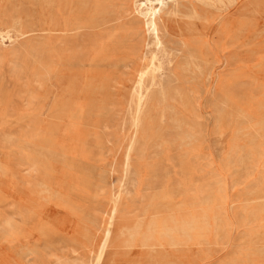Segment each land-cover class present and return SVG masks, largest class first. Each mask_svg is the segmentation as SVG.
<instances>
[{"label": "rangeland", "instance_id": "rangeland-1", "mask_svg": "<svg viewBox=\"0 0 264 264\" xmlns=\"http://www.w3.org/2000/svg\"><path fill=\"white\" fill-rule=\"evenodd\" d=\"M88 2L0 0L24 50L13 62L15 43L1 47L0 264H94L116 206L104 264H264V0H224L226 16L211 19L230 48L215 89L201 87L184 115L182 133L198 124V138L166 129V146L134 151L128 177L132 70L156 50L138 52L145 25L130 30L139 1ZM61 16L84 23L78 42L42 31ZM25 23L41 30L22 35ZM146 244L170 258H150Z\"/></svg>", "mask_w": 264, "mask_h": 264}, {"label": "bare ground", "instance_id": "bare-ground-1", "mask_svg": "<svg viewBox=\"0 0 264 264\" xmlns=\"http://www.w3.org/2000/svg\"><path fill=\"white\" fill-rule=\"evenodd\" d=\"M86 1L88 2V0ZM137 1L140 2L138 7H142L143 11L137 10V15H134V18L131 19L130 30L134 33L135 24L139 23L145 25L147 31L146 34L139 37L143 41V45L140 46L138 52L143 55L145 50L152 47L155 48L156 52L152 54L145 68L135 69L134 67L132 70L134 75L131 80L132 86L127 115L130 119V128L133 130V134L125 156V177H128L131 172L130 162L135 150L139 147L140 149H144V147L146 149L150 144L152 148L157 150L167 145L162 136L166 129L175 133L176 138L183 144L192 143L198 138L200 130L198 124L194 125L195 127L193 126L194 130L182 133V128L186 124L184 115L186 113L193 114L196 111L191 96L197 95L201 87L207 86L215 89L217 83L214 77L215 72L223 61V51L230 48V46L226 48L224 44L216 41L219 33L224 30L223 24H220L213 35L209 33L211 19L226 16L227 7L224 0ZM227 1L233 3L237 0ZM107 23H111L109 17H107ZM83 24L79 22L69 24L66 18L61 16L58 24H55L53 19L51 24L47 25L42 31L47 36H62L63 41L70 38L76 43L80 39V35H75V33L85 28ZM19 26L20 22L14 17V14L10 24L0 22V62L7 57V52L1 48L2 45L7 41L16 42L14 31ZM23 28L22 35L41 30L31 23H25ZM89 29L93 34L96 32L102 34L108 31H97L95 26ZM174 44H176V48ZM179 49H182L180 52L184 54L182 60H177V57L175 59L173 55L175 51L179 52ZM23 51L18 44H14L13 50L10 52L13 56V62L21 58ZM147 54L146 52L145 56ZM138 56L137 59L132 60L134 64L138 65L139 62L146 61V57ZM223 83L225 87H228L229 84L225 80ZM187 101L190 102L189 107ZM159 123L162 125L155 127ZM151 139L153 140L151 141ZM100 177L97 179L99 188L106 181L105 177ZM117 195L121 198L122 190ZM118 209L116 206L109 218L99 251L95 255L94 264H104L109 256L113 239L116 236ZM125 235L126 233L123 231L119 236L122 239ZM145 246L151 249L150 258H170V253L160 255L155 244H146Z\"/></svg>", "mask_w": 264, "mask_h": 264}]
</instances>
